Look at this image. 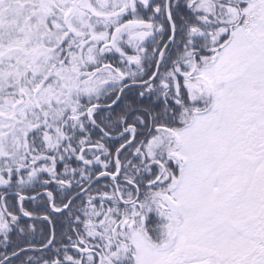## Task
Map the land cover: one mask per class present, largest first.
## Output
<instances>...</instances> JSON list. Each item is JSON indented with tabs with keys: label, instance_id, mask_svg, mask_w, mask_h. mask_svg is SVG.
I'll return each instance as SVG.
<instances>
[{
	"label": "snow or ice",
	"instance_id": "1",
	"mask_svg": "<svg viewBox=\"0 0 264 264\" xmlns=\"http://www.w3.org/2000/svg\"><path fill=\"white\" fill-rule=\"evenodd\" d=\"M0 264H264V0H0Z\"/></svg>",
	"mask_w": 264,
	"mask_h": 264
}]
</instances>
